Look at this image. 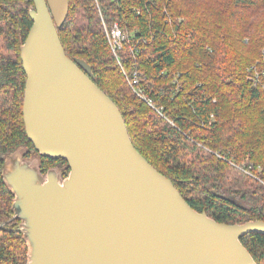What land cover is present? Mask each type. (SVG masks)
<instances>
[{
  "label": "trees",
  "instance_id": "1",
  "mask_svg": "<svg viewBox=\"0 0 264 264\" xmlns=\"http://www.w3.org/2000/svg\"><path fill=\"white\" fill-rule=\"evenodd\" d=\"M33 6L0 0V264L30 258L5 180L8 158L22 151L38 157L43 175L71 171L67 160L43 157L26 132L22 46ZM103 18L127 34L122 66ZM59 34L71 59L92 66L135 147L195 210L227 224L264 221V0H70ZM134 73L143 97L130 84ZM241 241L264 264V234Z\"/></svg>",
  "mask_w": 264,
  "mask_h": 264
},
{
  "label": "water",
  "instance_id": "2",
  "mask_svg": "<svg viewBox=\"0 0 264 264\" xmlns=\"http://www.w3.org/2000/svg\"><path fill=\"white\" fill-rule=\"evenodd\" d=\"M69 14L70 0H34L22 46L27 135L71 169L43 175L38 159H8L28 264H257L241 239L264 234V221L227 224L195 210L139 152L92 66L67 55L59 29Z\"/></svg>",
  "mask_w": 264,
  "mask_h": 264
},
{
  "label": "built area",
  "instance_id": "3",
  "mask_svg": "<svg viewBox=\"0 0 264 264\" xmlns=\"http://www.w3.org/2000/svg\"><path fill=\"white\" fill-rule=\"evenodd\" d=\"M103 21H104L105 28L107 29V32H108V35H109V40H110L111 47H112L114 53L116 54V56L118 57V59L120 60L119 53H120V51L123 48L124 41L127 39V34L120 27L118 22H115L113 25H108L105 22L104 18H103ZM254 74H252V76H250V79L253 80L255 84H258L259 81H260V73L257 72V73H254ZM263 75H264V72H263ZM139 82L140 81H139L138 73H134L132 79H130V84L135 89V91L139 95H141V93L137 89ZM14 218H15V215H14Z\"/></svg>",
  "mask_w": 264,
  "mask_h": 264
},
{
  "label": "rangeland",
  "instance_id": "4",
  "mask_svg": "<svg viewBox=\"0 0 264 264\" xmlns=\"http://www.w3.org/2000/svg\"><path fill=\"white\" fill-rule=\"evenodd\" d=\"M104 27H105V25H104ZM106 29V28H105ZM106 33H107V36H108V40H109V35H108V32H107V29H106ZM109 43H110V40H109ZM111 45V44H110ZM113 50V49H112ZM115 54V53H114ZM115 56H116V54H115ZM119 56H120V53H119ZM117 57V56H116ZM117 59H118V57H117ZM118 61L120 62V60L118 59ZM120 65L122 66V63L120 62ZM17 154H22V151H18V153ZM21 156V155H20ZM16 157V156H15ZM9 159V158H8ZM38 159V157L37 156H35L33 159H31L30 161L31 162H34V161H36V160ZM37 161H39V159L37 160ZM12 162V161H11ZM61 167H58V168H56V167H54V169L57 171V173H59L60 174V170L62 169H60Z\"/></svg>",
  "mask_w": 264,
  "mask_h": 264
}]
</instances>
